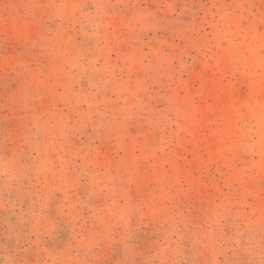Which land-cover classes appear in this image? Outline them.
Here are the masks:
<instances>
[{
    "label": "rangeland",
    "instance_id": "obj_1",
    "mask_svg": "<svg viewBox=\"0 0 264 264\" xmlns=\"http://www.w3.org/2000/svg\"><path fill=\"white\" fill-rule=\"evenodd\" d=\"M0 264H264V0H0Z\"/></svg>",
    "mask_w": 264,
    "mask_h": 264
}]
</instances>
